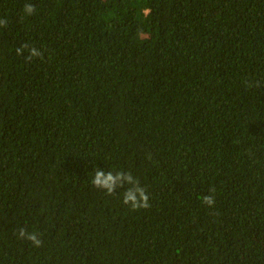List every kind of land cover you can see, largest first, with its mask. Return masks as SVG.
<instances>
[{"label":"trees","instance_id":"trees-1","mask_svg":"<svg viewBox=\"0 0 264 264\" xmlns=\"http://www.w3.org/2000/svg\"><path fill=\"white\" fill-rule=\"evenodd\" d=\"M0 20V264H264V0H0Z\"/></svg>","mask_w":264,"mask_h":264},{"label":"clouds","instance_id":"clouds-1","mask_svg":"<svg viewBox=\"0 0 264 264\" xmlns=\"http://www.w3.org/2000/svg\"><path fill=\"white\" fill-rule=\"evenodd\" d=\"M24 12L27 15H32L35 12V6L31 3L24 5ZM6 20H0V26H6ZM29 51V55L26 57L27 60H31L34 57L41 56L42 53L35 47L29 49V46L25 44L23 47L17 49V54H22L25 50ZM90 183L93 187L98 190L105 191L108 195H112L116 192L117 188H124L125 183L130 185L122 193V203L130 206L133 210L148 208L149 196L146 190L139 186L138 180L130 173L124 171H117L113 174L112 171L105 172L99 168L93 171ZM202 202L206 205L211 206L214 203V198L211 195H203ZM20 235L25 237L35 245L39 246L41 243L36 233H26L24 229H21Z\"/></svg>","mask_w":264,"mask_h":264}]
</instances>
